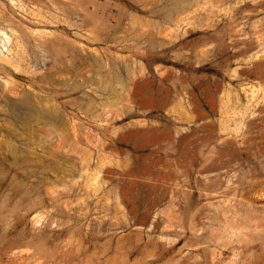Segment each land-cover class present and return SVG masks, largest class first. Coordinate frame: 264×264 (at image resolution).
Masks as SVG:
<instances>
[{
  "label": "rangeland",
  "instance_id": "rangeland-1",
  "mask_svg": "<svg viewBox=\"0 0 264 264\" xmlns=\"http://www.w3.org/2000/svg\"><path fill=\"white\" fill-rule=\"evenodd\" d=\"M0 50V264H264V0H0Z\"/></svg>",
  "mask_w": 264,
  "mask_h": 264
},
{
  "label": "bare ground",
  "instance_id": "bare-ground-1",
  "mask_svg": "<svg viewBox=\"0 0 264 264\" xmlns=\"http://www.w3.org/2000/svg\"><path fill=\"white\" fill-rule=\"evenodd\" d=\"M9 41V40H8ZM10 43V42H9ZM1 46H4V43L3 44H1ZM4 49V48H3ZM23 49V48H22ZM5 50H7V48H5ZM0 52H1V50H0ZM3 53V52H2ZM16 53V52H15ZM23 53V52H22ZM16 56H17V54H16ZM15 56V57H16ZM4 57V56H3ZM2 58V57H1ZM14 60V59H13ZM22 60V59H21ZM15 61H17V60H15ZM14 61V62H15ZM19 62V61H18ZM9 64V63H8ZM19 65V64H18ZM17 65V66H18ZM14 66V65H13ZM15 67V66H14ZM4 81H6V80H4ZM6 83V82H5ZM13 84V83H12ZM13 89V88H12ZM25 90V89H24ZM20 91H22V90H20ZM23 92V91H22ZM37 96V95H36ZM29 97H31L30 95H28V94H23L22 95V97L19 99V100H15V101H11V102H9L8 104H9V106L11 105L13 108H22V107H24L26 110L31 106L30 104H32V102L30 101V98ZM15 98V97H14ZM37 115V114H36ZM40 117L42 118V119H45L46 121H51V122H57V120H58V117L56 116V114L55 113H50V112H47V111H45V112H43V113H41L40 114ZM16 151V150H15Z\"/></svg>",
  "mask_w": 264,
  "mask_h": 264
}]
</instances>
